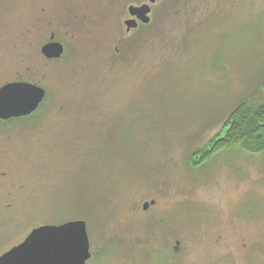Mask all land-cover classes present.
<instances>
[{
  "label": "rangeland",
  "instance_id": "1",
  "mask_svg": "<svg viewBox=\"0 0 264 264\" xmlns=\"http://www.w3.org/2000/svg\"><path fill=\"white\" fill-rule=\"evenodd\" d=\"M143 3L0 0V87L47 93L0 121V256L83 220L89 264H264V155L189 162L264 101V0H157L127 33ZM52 35L58 60L41 53Z\"/></svg>",
  "mask_w": 264,
  "mask_h": 264
},
{
  "label": "water",
  "instance_id": "2",
  "mask_svg": "<svg viewBox=\"0 0 264 264\" xmlns=\"http://www.w3.org/2000/svg\"><path fill=\"white\" fill-rule=\"evenodd\" d=\"M148 0L141 5H129L130 19L125 20L126 32L139 24L149 25L152 5ZM43 45L42 55L47 60H58L64 46L54 40ZM46 90L29 82H10L0 87V121L24 118L34 114L46 99ZM155 202L145 203L147 210ZM91 258L87 224L83 220L68 221L60 225H43L33 229L22 243L0 256V264H86Z\"/></svg>",
  "mask_w": 264,
  "mask_h": 264
},
{
  "label": "trees",
  "instance_id": "3",
  "mask_svg": "<svg viewBox=\"0 0 264 264\" xmlns=\"http://www.w3.org/2000/svg\"><path fill=\"white\" fill-rule=\"evenodd\" d=\"M262 89L264 91V82ZM36 115H39V112ZM20 119L13 120L20 121ZM11 121L12 120L6 124L10 123ZM225 129L227 131L223 136H217L207 145L198 149L193 155L190 156L189 162L191 167L194 168L199 166L213 155L228 150H240L241 152L247 153L251 156H263L264 101L258 105H255L249 100H245L240 103L232 111Z\"/></svg>",
  "mask_w": 264,
  "mask_h": 264
},
{
  "label": "flooded vegetation",
  "instance_id": "4",
  "mask_svg": "<svg viewBox=\"0 0 264 264\" xmlns=\"http://www.w3.org/2000/svg\"><path fill=\"white\" fill-rule=\"evenodd\" d=\"M138 28H139V26H138ZM138 28H137V29H138ZM134 30H136V29H134ZM28 117H29V116H28ZM24 118H27V117H24ZM18 119H20V118H18ZM12 120H13V119H12ZM154 202H155V201H154ZM150 206H152V205H150ZM88 237H89V235H88ZM89 243H90V238H89ZM18 245H19V244H18ZM16 246H17V245H16ZM14 247H15V246H14ZM12 248H13V247H12ZM12 248H11V249H12ZM9 250H10V249H9ZM9 250H8V251H9ZM6 252H7V251H6ZM90 253H91V258L86 262V264H89V262L93 261V259H94V253L91 252V244H90Z\"/></svg>",
  "mask_w": 264,
  "mask_h": 264
}]
</instances>
